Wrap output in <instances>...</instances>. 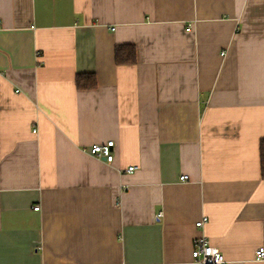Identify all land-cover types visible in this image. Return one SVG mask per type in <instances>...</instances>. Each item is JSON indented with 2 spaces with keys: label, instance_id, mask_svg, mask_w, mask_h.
Returning <instances> with one entry per match:
<instances>
[{
  "label": "crops",
  "instance_id": "obj_1",
  "mask_svg": "<svg viewBox=\"0 0 264 264\" xmlns=\"http://www.w3.org/2000/svg\"><path fill=\"white\" fill-rule=\"evenodd\" d=\"M262 139L264 0H0V264H264Z\"/></svg>",
  "mask_w": 264,
  "mask_h": 264
},
{
  "label": "built area",
  "instance_id": "obj_2",
  "mask_svg": "<svg viewBox=\"0 0 264 264\" xmlns=\"http://www.w3.org/2000/svg\"><path fill=\"white\" fill-rule=\"evenodd\" d=\"M189 30V28L187 29ZM114 147L113 141H107L106 143L102 145H94L90 147L88 150V153L91 156L96 157L97 159L104 160L107 163H111L113 161L114 156L112 155V150ZM134 170V167L127 168V172H132ZM187 179L186 176H183L180 178L181 181H185ZM38 206H34L33 210L37 211ZM161 215H158L160 217ZM205 218L201 219L200 221L196 222L194 225H196L197 228L203 227V225L206 223ZM191 262L192 264H227L223 255L219 253V251L212 247L208 240L200 237L194 239L193 247L191 251ZM255 259L256 260H263L264 259V249L263 248H257L255 250Z\"/></svg>",
  "mask_w": 264,
  "mask_h": 264
},
{
  "label": "trees",
  "instance_id": "obj_3",
  "mask_svg": "<svg viewBox=\"0 0 264 264\" xmlns=\"http://www.w3.org/2000/svg\"><path fill=\"white\" fill-rule=\"evenodd\" d=\"M136 60L135 48L133 45H120L114 48V61L116 65L129 66ZM74 84L78 90L86 91L96 87L95 77L92 73L78 74ZM261 177L264 176V139L259 143Z\"/></svg>",
  "mask_w": 264,
  "mask_h": 264
}]
</instances>
